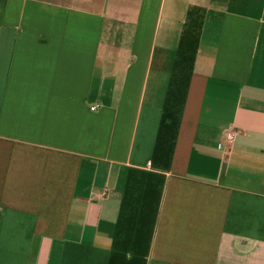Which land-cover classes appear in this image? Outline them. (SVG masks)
I'll return each instance as SVG.
<instances>
[{
	"label": "crops",
	"instance_id": "0c3cea01",
	"mask_svg": "<svg viewBox=\"0 0 264 264\" xmlns=\"http://www.w3.org/2000/svg\"><path fill=\"white\" fill-rule=\"evenodd\" d=\"M0 264H264V0H0Z\"/></svg>",
	"mask_w": 264,
	"mask_h": 264
},
{
	"label": "built area",
	"instance_id": "2783aa9c",
	"mask_svg": "<svg viewBox=\"0 0 264 264\" xmlns=\"http://www.w3.org/2000/svg\"><path fill=\"white\" fill-rule=\"evenodd\" d=\"M96 108H97L96 105L92 106L93 110ZM236 136H237V131L233 127L229 128L225 133V143L230 144L231 142H233V140L236 138Z\"/></svg>",
	"mask_w": 264,
	"mask_h": 264
}]
</instances>
